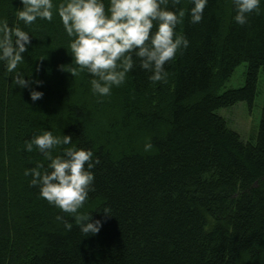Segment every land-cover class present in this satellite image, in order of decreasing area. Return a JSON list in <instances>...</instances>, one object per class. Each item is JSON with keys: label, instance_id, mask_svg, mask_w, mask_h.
Listing matches in <instances>:
<instances>
[{"label": "trees", "instance_id": "16d2710c", "mask_svg": "<svg viewBox=\"0 0 264 264\" xmlns=\"http://www.w3.org/2000/svg\"><path fill=\"white\" fill-rule=\"evenodd\" d=\"M181 6L176 31L190 46L160 82L136 67L111 95L93 94L86 70L74 77L61 68L72 56L55 12L27 29L19 66L42 84L21 89L0 64V264H264V103L247 140L218 113L255 103L264 5L244 26L232 19L231 0H209L199 24L190 22L189 0ZM21 7L0 0V20L16 22ZM242 63L245 83L223 89ZM33 88L41 99L32 101ZM43 129L99 155L95 191L81 209L102 221L97 234L84 236L74 221L66 231L56 219L65 214L29 186L25 169L45 161L24 143Z\"/></svg>", "mask_w": 264, "mask_h": 264}, {"label": "clouds", "instance_id": "9594fccd", "mask_svg": "<svg viewBox=\"0 0 264 264\" xmlns=\"http://www.w3.org/2000/svg\"><path fill=\"white\" fill-rule=\"evenodd\" d=\"M22 7L15 12L11 25L0 20V64L6 74H14L12 82L21 89L42 81H33L19 70L24 63V53L31 44L27 29L38 19L53 20L54 12L60 17L70 38L65 47L72 56V67L62 70L74 77L86 70L91 76L93 94L111 95L113 87L125 83L130 72L139 67L153 83L167 77L166 65L178 52L190 46V40L178 34L177 25L186 15L183 0H20ZM209 0H189L187 14L192 24L204 19ZM233 21L244 26L253 15H259L264 0H231ZM18 22H23V27ZM38 70V69H37ZM32 101L41 99L42 91L31 90ZM38 150L46 162H37L24 171L30 177L29 186L39 189V194L49 204L65 215L56 219L66 231L75 226L84 236L97 234L102 221L93 220L90 213L82 212L90 193L95 191V168L101 163L93 148L81 146L70 134L54 135L43 129L26 139L24 150ZM151 141L144 150L149 151ZM54 152L56 154H54ZM103 212L110 214L108 206Z\"/></svg>", "mask_w": 264, "mask_h": 264}, {"label": "rangeland", "instance_id": "374dc122", "mask_svg": "<svg viewBox=\"0 0 264 264\" xmlns=\"http://www.w3.org/2000/svg\"><path fill=\"white\" fill-rule=\"evenodd\" d=\"M245 70L244 63L236 67L223 89L241 87L245 83ZM258 90L259 93L252 107L247 102L241 101L230 108H222L218 111L245 140L249 138L253 131L258 129L260 123L264 103V70L260 71Z\"/></svg>", "mask_w": 264, "mask_h": 264}]
</instances>
